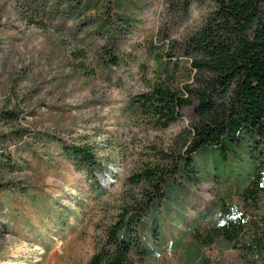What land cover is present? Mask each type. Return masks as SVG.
<instances>
[{
	"label": "rangeland",
	"instance_id": "rangeland-1",
	"mask_svg": "<svg viewBox=\"0 0 264 264\" xmlns=\"http://www.w3.org/2000/svg\"><path fill=\"white\" fill-rule=\"evenodd\" d=\"M67 1L0 0V108L18 111L15 122L0 121V132L24 129L19 140L0 137V264H87L127 191L126 177L155 149L177 148L176 136L193 118L186 107L157 127L128 104L158 77L157 53L201 24L209 0H191L184 16L169 0H144L136 19L116 29L120 60L112 66L101 55L110 42L94 28L101 9L85 16ZM191 74L189 59L180 58L174 85ZM58 139L95 145L106 165L97 172L100 188ZM7 150L11 158L1 155ZM230 182L208 174L168 201L157 230H145L148 253L137 264H245L224 240L203 261L185 256L191 227L214 218ZM249 213L264 214V191Z\"/></svg>",
	"mask_w": 264,
	"mask_h": 264
},
{
	"label": "trees",
	"instance_id": "trees-1",
	"mask_svg": "<svg viewBox=\"0 0 264 264\" xmlns=\"http://www.w3.org/2000/svg\"><path fill=\"white\" fill-rule=\"evenodd\" d=\"M209 1L212 6L201 24L157 53L158 77L131 96L128 104L130 112L157 127L177 120L186 107L193 110V118L176 136L177 148L155 149L126 177L127 191L87 264H137L148 253L145 230L148 225L151 234L157 230L166 203L205 175L218 173L232 185L226 184L227 198L220 202L214 218L191 227L186 258L203 261L215 241L224 240L238 249L245 264H264V214L256 219L249 213L257 208L264 191V0ZM143 2L68 0L67 5L80 14L101 9L95 14L94 28L110 42L101 45V55L112 66L120 60L114 43L116 29L133 22ZM169 3L184 16L191 0ZM182 57L189 59L192 74L176 86ZM17 119L16 109L0 108L3 123ZM23 130L11 127L0 132V137L19 140ZM58 140L65 155L100 188L97 172L106 165L95 145L88 140ZM1 155L11 158L9 150Z\"/></svg>",
	"mask_w": 264,
	"mask_h": 264
},
{
	"label": "water",
	"instance_id": "water-1",
	"mask_svg": "<svg viewBox=\"0 0 264 264\" xmlns=\"http://www.w3.org/2000/svg\"><path fill=\"white\" fill-rule=\"evenodd\" d=\"M106 173V172H105Z\"/></svg>",
	"mask_w": 264,
	"mask_h": 264
}]
</instances>
